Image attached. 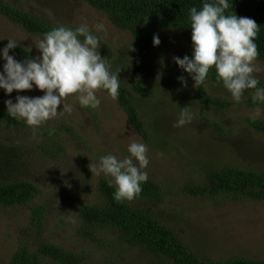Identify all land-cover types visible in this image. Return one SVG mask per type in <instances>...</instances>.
I'll return each mask as SVG.
<instances>
[{
    "label": "rangeland",
    "instance_id": "374dc122",
    "mask_svg": "<svg viewBox=\"0 0 264 264\" xmlns=\"http://www.w3.org/2000/svg\"><path fill=\"white\" fill-rule=\"evenodd\" d=\"M3 2L53 27H77L86 22L93 33L110 46L114 59L119 55L129 54L123 66H131V71L146 81L156 93L145 104V117L150 124L161 128L165 142L158 146L147 144L150 164L146 170L150 177L154 176L163 183L162 187L171 184L174 187L179 182L201 177V173H196L197 164L192 162L193 156L201 163L218 160L222 162L220 164H224L230 161L241 167L264 172V134L252 130L246 123L247 119L264 123V111L256 115L254 108L245 105L250 96L248 93H245L240 103L233 102L226 89L214 82L206 84L207 94L212 99L226 100L229 107L221 111L215 106L201 104L194 94L191 78L173 63V57H180L189 50L180 33L171 29L155 28L154 32L165 40V44L158 55L151 53L148 56L146 50L139 48L138 43L128 33L115 29L105 15L82 1L0 0V3ZM101 22L104 24V31L97 33L95 25ZM40 38L3 15L0 9V49L6 46L4 43L7 40L14 39L19 47L38 56L35 46ZM9 55L19 61L11 51ZM150 57L154 59H149L150 62H159L160 66L150 65L147 61ZM3 63L0 60V71ZM255 66L258 71L254 75L264 81V62L256 60ZM181 73L187 80V87H182L178 82L177 78ZM169 74L175 79L171 80ZM187 89L189 92L177 94L178 91ZM17 95L37 97L43 93L33 89L6 96L0 90V104L5 107L8 99L15 102ZM97 96L101 103L95 109L83 108L74 97H68L66 103L72 105V112L47 121L37 128L7 127L0 123V138L21 151L22 157L17 161L24 163L13 167L0 180H29L37 186L39 192L33 205L45 207L43 223L40 228H36L31 227L29 210L0 205V264H8L12 254L23 242L31 248L38 243L56 245L85 257L88 264H163L135 248L127 251L124 249V252L119 250L114 258L107 248H92L79 237L82 225L77 210L80 206L97 200V177L103 176L86 178L87 173L92 175L88 167L90 161L96 162L99 157L109 153L123 158L128 154L129 143L133 140L142 142L117 102L104 91H97ZM186 106L193 113L191 123L174 127L180 108ZM207 120L219 121L220 126L224 127L223 132L219 133L210 128ZM43 128L55 130L63 140L64 153L57 166L50 159L34 156L36 135ZM71 130L77 132L75 137L71 135ZM26 155L28 156L25 159ZM14 161L12 153L6 152V158L0 164V177ZM28 163V174H22L28 171ZM188 168L191 172H187ZM55 180L58 191L50 192L48 183L52 186V181ZM165 202L167 226L184 238L188 247L204 258L213 261L236 256L264 258L263 203L247 199L234 202L224 198L215 203L179 194L172 199L169 197ZM107 238L110 236L107 235ZM105 254L109 259H105Z\"/></svg>",
    "mask_w": 264,
    "mask_h": 264
},
{
    "label": "trees",
    "instance_id": "16d2710c",
    "mask_svg": "<svg viewBox=\"0 0 264 264\" xmlns=\"http://www.w3.org/2000/svg\"><path fill=\"white\" fill-rule=\"evenodd\" d=\"M82 1L106 16L110 24L117 30L128 33L139 45V48L146 50L148 56L158 55L163 50L165 40L156 32L155 28L163 30L171 29L181 34L189 46L188 52L180 55L191 56V30L189 29V9L202 7L204 0H71ZM233 7L229 8L237 17H248L254 19L259 28V33L255 43L257 44V61L264 62V0H232ZM1 13L13 22L22 26L27 32L43 37L53 26L40 20L31 14L17 10L6 3H0ZM75 28V27H72ZM158 34L160 44L154 47L152 44L153 35ZM5 45L7 42L4 43ZM19 61L25 57H35L31 52L17 47L11 50ZM99 54L106 58L111 65L112 71L119 73L121 87L119 96L115 101L126 114L130 126L141 137L145 144L158 146L164 143V137L160 127L150 124L145 117V107L152 100L156 93L150 89L146 81L137 77L133 73L131 66L123 65L127 56L113 58V50L108 44L100 39ZM39 55V54H38ZM148 63L155 67L160 66L159 62ZM154 60V59H153ZM179 73V71H177ZM180 74V73H179ZM181 75H184L181 73ZM180 75V76H181ZM171 80L172 78L169 74ZM260 80L258 87L264 88V81ZM208 82L218 83L215 70L211 69L205 85L194 89V94L203 105H212L223 111L229 107V103L222 99H212L206 91ZM222 85V84H221ZM192 86L190 87V89ZM254 90H248L249 100L245 105L249 108H256L252 102L251 94ZM187 90H180L177 94H185ZM106 93V92H105ZM142 103V104H140ZM261 107H264L262 105ZM0 123L7 127L26 128L27 125L22 120L12 118L6 108L0 104ZM210 128L222 133L224 127L220 122L207 120ZM247 126L256 132L264 134V123L255 119H247ZM68 131V128L65 127ZM71 135L75 137L76 131L71 130ZM37 139L34 144L35 158L50 159L56 166L59 165V158L63 155V140L57 135L55 130L43 128L37 132ZM6 140L0 138V164L6 158V152L10 151L15 158L14 164H10L0 178L5 177L8 171L24 163L17 160L22 157L21 151L8 144ZM10 149V150H9ZM28 155L24 156L26 159ZM31 158V157H30ZM60 158V159H61ZM190 156H188V159ZM34 159V157H33ZM32 160V158H31ZM30 160V161H31ZM59 160V161H58ZM29 161V163H30ZM197 164V174L201 177L186 182H179L162 187L156 177H150L142 184V191L131 201L117 202L113 198L114 189L109 186L108 178L97 177L98 186L96 192L97 200L89 205H82L77 210V215L81 223L79 237L90 247L107 248L111 256L117 257L118 251L135 248L141 250L149 258L157 259L163 264H264L263 257H243L213 261L204 258L194 252L184 242V238L178 236L166 224L167 213L165 201L175 195H183L191 198L207 199L212 202H220L223 198L240 202L242 200L257 201L264 204V172L247 167H241L234 162L220 164L222 162L214 160L210 163L195 160ZM29 163L27 172L28 174ZM188 164L189 161H188ZM187 172H191L188 168ZM86 178L90 176L88 173ZM95 177V176H94ZM162 181V180H161ZM52 186L48 183L50 192L58 191V184L55 181ZM38 189L29 180L16 179L14 182H2L0 180V205L4 207L18 206L30 211L31 227L40 228L45 214L44 206L33 205L38 196ZM33 205V206H32ZM84 226V227H83ZM107 235L110 238H107ZM106 257V254H105ZM104 257V258H105ZM109 259L108 257L105 258ZM86 258L75 255L56 245L50 243H38L30 247L26 242L21 243L12 254L8 264H88Z\"/></svg>",
    "mask_w": 264,
    "mask_h": 264
},
{
    "label": "clouds",
    "instance_id": "9594fccd",
    "mask_svg": "<svg viewBox=\"0 0 264 264\" xmlns=\"http://www.w3.org/2000/svg\"><path fill=\"white\" fill-rule=\"evenodd\" d=\"M230 7H233L232 0H204L199 10L191 7V56L173 57V63L191 78L194 88L205 85L209 71L214 69L217 82L235 103H240L248 90H254L251 99L257 105L254 113L259 115L264 111L261 107L264 88L258 87L260 80L254 73L258 71L255 40L260 27L254 19L237 17L233 11L229 13ZM95 29L97 33L104 31V24L97 23ZM152 44L159 46L158 34L153 35ZM18 46L14 39H9L0 49V60L4 61L0 90L6 96L33 89L43 93L37 97L17 95L15 102L5 101L7 113L27 126L37 128L71 113L72 105L66 103L70 96L81 107L92 109L101 103L97 91L106 92L113 100L118 98L121 71H112L106 58L100 56V37L86 22L75 28L58 26L46 32L35 46L38 56L17 61L9 53ZM177 79L182 87H187L183 75ZM192 119L189 106L180 108L174 127H183ZM127 153L123 158L109 153L88 165L92 175L108 178L117 202L133 200L142 191V184L149 180L148 145L133 140L127 146Z\"/></svg>",
    "mask_w": 264,
    "mask_h": 264
}]
</instances>
